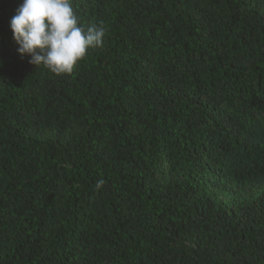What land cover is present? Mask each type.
<instances>
[{
	"label": "trees",
	"instance_id": "16d2710c",
	"mask_svg": "<svg viewBox=\"0 0 264 264\" xmlns=\"http://www.w3.org/2000/svg\"><path fill=\"white\" fill-rule=\"evenodd\" d=\"M21 3L0 264H264V0H71L106 35L61 76L18 55Z\"/></svg>",
	"mask_w": 264,
	"mask_h": 264
},
{
	"label": "clouds",
	"instance_id": "9594fccd",
	"mask_svg": "<svg viewBox=\"0 0 264 264\" xmlns=\"http://www.w3.org/2000/svg\"><path fill=\"white\" fill-rule=\"evenodd\" d=\"M9 29L21 58L54 75H69L89 50L102 47L103 22L81 26L71 0H22ZM103 180L95 187L100 190Z\"/></svg>",
	"mask_w": 264,
	"mask_h": 264
}]
</instances>
